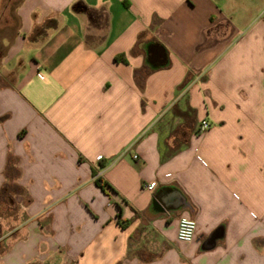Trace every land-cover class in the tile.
Returning a JSON list of instances; mask_svg holds the SVG:
<instances>
[{
  "label": "crops",
  "instance_id": "obj_1",
  "mask_svg": "<svg viewBox=\"0 0 264 264\" xmlns=\"http://www.w3.org/2000/svg\"><path fill=\"white\" fill-rule=\"evenodd\" d=\"M0 264H264V0H0Z\"/></svg>",
  "mask_w": 264,
  "mask_h": 264
},
{
  "label": "built area",
  "instance_id": "obj_2",
  "mask_svg": "<svg viewBox=\"0 0 264 264\" xmlns=\"http://www.w3.org/2000/svg\"><path fill=\"white\" fill-rule=\"evenodd\" d=\"M210 128V125L207 121L202 120L199 124V132H205ZM100 158H97L99 160ZM133 159H136L134 156ZM155 187V183L151 182L143 186L145 190H152ZM195 235V222L192 219L188 218H179L177 221V228H176V240L181 243H191L194 239Z\"/></svg>",
  "mask_w": 264,
  "mask_h": 264
},
{
  "label": "water",
  "instance_id": "obj_3",
  "mask_svg": "<svg viewBox=\"0 0 264 264\" xmlns=\"http://www.w3.org/2000/svg\"><path fill=\"white\" fill-rule=\"evenodd\" d=\"M157 58H158V54H157V52L152 51V52H151V60H153V59H157Z\"/></svg>",
  "mask_w": 264,
  "mask_h": 264
}]
</instances>
